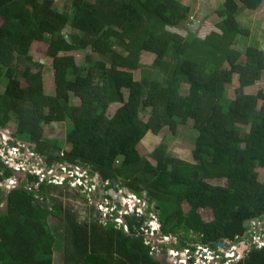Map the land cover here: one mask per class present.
Here are the masks:
<instances>
[{
    "label": "trees",
    "instance_id": "1",
    "mask_svg": "<svg viewBox=\"0 0 264 264\" xmlns=\"http://www.w3.org/2000/svg\"><path fill=\"white\" fill-rule=\"evenodd\" d=\"M263 1L222 0L214 12L220 19L217 32L186 39L167 30L188 15V8L175 0H70V10L61 12L52 8L53 0H0V76L7 80L0 95V129L28 107L38 113V123L11 136L42 156L48 168L65 164L88 170L89 176L109 183L107 190L115 183L116 191L127 190L147 206L172 202L174 209L158 218L157 233L177 239L181 247L197 244L214 250L221 242L245 244L247 226L242 224L264 221V174L258 181L256 172L264 167V94L226 100L222 95L233 79L236 88L249 87L264 72L261 50L246 46L240 53L230 47L237 37L248 35L236 21L239 11H254ZM44 39L53 69L52 95L44 93L40 69H20L21 63L32 61L33 42ZM85 49L101 59L91 64L87 57L85 66L77 65L68 53ZM141 52L153 55L151 66L162 77L131 81L121 101L116 70L138 69ZM182 85L186 90L180 94ZM70 93L77 105L69 103ZM160 99L163 109L141 121L139 108L157 107ZM115 103L120 106L107 116ZM186 121L195 132L191 161L167 158L163 147L154 148L149 160L138 155L147 132L157 135L166 127L174 135ZM53 123L68 124V151L57 140L42 137L41 126ZM13 177L10 169L0 168V181ZM218 180L224 185H210ZM37 184V177L26 175L5 194L0 264H52L57 239L50 216L64 224L63 264H159L149 255L150 245H144L136 222L124 217L127 233L111 218L103 225L79 223L49 196L60 187L43 182L35 189ZM198 210H208L210 221L202 222ZM229 264H264V246L249 244Z\"/></svg>",
    "mask_w": 264,
    "mask_h": 264
},
{
    "label": "rangeland",
    "instance_id": "2",
    "mask_svg": "<svg viewBox=\"0 0 264 264\" xmlns=\"http://www.w3.org/2000/svg\"><path fill=\"white\" fill-rule=\"evenodd\" d=\"M39 1L41 2L42 0ZM175 1H177L182 5H185L188 8V15L180 26L167 28L168 31L176 33L182 37H185L186 39H189L192 36L202 38L210 31L217 32V30L215 29V24L220 19L217 17V15L214 12L221 7L222 0H175ZM263 5H264V1L254 11H248V10L239 11V13L236 16V21L239 23L241 28H244L248 31V35L237 37L230 47L242 53V51L246 46H253L261 50L264 55V13L262 10ZM52 8L58 12L64 10L69 11L70 0H53ZM66 31L68 32L69 29H67ZM46 47H47V39H44L41 42H33L29 51V55L31 56L32 61L31 63L24 61V63H21L20 69L23 68L25 65H29L31 71L33 72L40 69L42 72L44 93L48 95H52L54 93L53 69L51 67V59L47 57L45 54ZM68 54L72 55L75 59L76 64L80 66H85L87 64L86 62L87 57L91 64L95 60L101 59L99 56L92 54L89 51V49L73 51ZM152 60H153V55L151 53L141 52L138 58L140 65L138 69L128 70V69L120 68L116 70L115 83L121 101H123L126 98L127 88L131 81L134 80L138 81L141 79H154L156 81H160L162 76L159 72H157L155 69L152 68L151 66ZM6 83L7 80L5 79V77L0 76V95L4 92ZM21 86L24 87L23 81ZM97 89H98L97 85L93 87V90H97ZM185 90H186V86L182 85L179 89V93L183 94ZM257 91H261L264 94V72L260 75V79L256 81L255 84L249 87L236 88L233 79L232 82L225 88L222 97L225 100L233 99L236 96L243 94H255ZM69 103L72 105H77L79 101L70 93ZM163 104H164V100L160 99L157 107L154 108L140 107L138 112L139 119L141 121H145L151 113H157L160 110H162ZM119 106H120L119 103L109 105L106 113L107 116H111L116 110V108ZM27 108L28 107L24 108V111L21 113V116L19 117L18 120H15L14 118L10 117L11 121L7 126L8 128L5 129L4 131H0L3 133L4 137L8 139L9 137L5 133H9V135L11 136L13 131L16 132L17 135H20V132H22L25 126H31L33 124L38 123L39 120L38 113L36 111L28 110ZM67 125L68 124L66 123H62V124L53 123L50 125H42L41 126L42 137L48 140H57L60 143L62 150L68 151L70 146L65 142ZM237 127L241 131H244L246 129V127L240 125H237ZM194 135L195 132L192 128L191 121H186L184 124L178 125L174 135H171L166 127L161 128L160 131L157 133V135H151L149 132H147L144 135V137L139 141L137 147L138 155L142 159L149 160V155L154 150V148L163 147V153L165 157L167 158L175 157L184 161H191L190 150L192 148V140L194 138ZM3 142L4 141L3 140L1 141L0 139L1 145L3 144ZM7 143L9 142H4L6 147H8ZM2 148L6 152V148L3 145ZM22 156L19 159H23L22 163L24 164L27 163V161L24 160ZM118 164L119 162L116 165ZM77 169L83 171V173H86V176L88 177L86 181H89V186L92 185L93 188H95L94 184L95 182H97L96 176H89L88 170H83L79 167H77ZM256 172H257V180L260 181L264 174V167L257 169ZM14 179L16 181L24 180V175L16 174L14 176ZM0 184H1L0 185V214H1L4 211L5 194L7 190L12 186V184L7 183L6 181ZM97 184L98 183H96V185ZM63 185L60 186L61 188L60 190H51L49 196L55 198L58 202H61L62 207L64 209L69 210L77 222L89 223L91 221H94L98 224L103 225V223L106 222V218L114 219L117 217L121 219L119 214H117L114 211L113 212L110 211V209L109 210L106 209L107 205H109L108 204L109 202L99 200L97 198L96 190H92L90 193H88L87 189L81 187L83 189V192H81L78 189L71 188L69 183L66 186ZM210 185L223 186L224 181L223 180H218V182L212 181L210 182ZM37 188H38V184L37 186H35V189ZM58 192L59 193L61 192V195H59ZM127 196H131V195L128 193ZM39 201L42 202L43 199L40 197ZM129 202H133V201L130 200ZM92 206L95 207L94 210H92ZM100 206L102 209H100ZM147 207L150 211V216L154 218V221L151 219V217L147 218L146 224H148V229L151 227L149 225H153L154 227L157 226V224L155 223V219L157 221L158 218L162 219L166 214H168L174 209V205L172 202H161V204L153 202V203H149ZM181 210L182 212H186L187 207L185 205H181ZM197 214L200 220L204 223L210 221L211 219V215L208 210H198ZM57 215H59V213H57ZM60 215H62V213H60ZM48 224L50 226L52 234L57 239L55 248L53 249L52 264H63L62 234H63L64 224L61 223L59 219H56L54 216L53 217L50 216L48 218ZM263 227H264V223L259 222V224H257L255 222H251L249 224V227L247 228L249 229L257 228V230L255 231L256 232L259 231L260 233H262ZM149 238L150 239L155 238L154 241L161 240V237L158 236L157 232L156 235L154 234L152 237ZM190 239H193V236H191ZM152 241L153 240H151L150 242L153 243ZM251 241H252L251 237L246 235L245 244H243L244 249L242 250V252L246 250V247H248L249 244L250 245L252 244ZM173 243H174L173 239H171V241L165 240L163 246H158L156 249H158V251L161 254H163V248H168L169 250L174 251L177 248H175L176 246ZM239 245L240 244L236 242V244H233L232 246L235 250H237V253L240 251V249L238 250ZM224 248H226V245H223V249L220 248L216 249L215 254L220 256L221 260L224 261L225 263H227L228 261L231 262L232 260H235L234 257L232 259L231 255L225 257L226 255L224 254V258L222 257L223 253H225L226 251L224 250ZM154 252H152V256L154 255ZM177 253H178L177 258L179 260L182 258L179 249H177ZM241 254L238 253V255ZM229 257H231L230 258L231 260L227 259Z\"/></svg>",
    "mask_w": 264,
    "mask_h": 264
},
{
    "label": "built area",
    "instance_id": "3",
    "mask_svg": "<svg viewBox=\"0 0 264 264\" xmlns=\"http://www.w3.org/2000/svg\"><path fill=\"white\" fill-rule=\"evenodd\" d=\"M0 139L1 141L3 140L4 142H9L7 143L8 147L5 146L4 142L2 144L6 148V152L2 148V145L0 144V163L1 165H3V167L5 166L8 169H10L12 172H14V175L23 174L24 180H25L26 175H30V176L34 175L38 177V185L39 183H42L43 180H46V183L48 185L61 186L62 183L65 180H67L71 188H75L83 192V189L81 188L83 187L84 189H87L88 193H90L92 190H96L97 198L99 200L108 201V199L106 200L105 198V196L107 195V192L105 191L108 187L107 182H102L96 177L97 182H95L94 184L95 188H93L92 185L89 186V181H86V179H88V177L86 176V173H83V171L78 170L76 167H71L65 164H62V165L53 164L50 168H47L44 158L40 156L39 154H36L33 150L29 149L28 146L23 145L18 142H14L11 138L7 139L6 137H4L2 133H0ZM10 143H13V146L11 148H9ZM21 156L24 158V160L27 161V163L25 164L22 163L23 159H19ZM60 157H62V154H60ZM6 182L9 184H12V186L8 189V190H12L16 188L18 186V183L22 182V180L16 181L13 177ZM96 183L98 184L96 185ZM119 194L122 195L119 201V205L121 206L122 211L121 212L116 211V206L109 207L110 205L109 201H108L109 205H107L106 209L107 210L110 209V211L116 212L117 214H119L121 218L124 216H128L129 214H133L137 217L143 218L144 220L143 227L139 229L138 232L141 233V235L143 236L144 245L146 246L148 244L150 245L149 255L152 256V252H154L155 250L158 251V249L156 248L160 246L161 244L165 243V240L171 241V239H173L174 240L173 244L176 246L175 248L179 249L182 255V258L178 260L177 249L175 250L173 249L174 251L166 249L165 256L167 257V259L171 260L173 264H176V263L177 264H217L221 260V257L215 254V250L218 248L223 249V245H226V248H224V250H226L225 253H223V255L221 254L223 258L225 254L226 255L225 257H228V255H231L232 259L234 257L235 260H232L231 262H234L239 259V255H238L239 252L237 253V250H235L232 247L233 246L232 243H226V242L217 243L215 245V249L211 250L206 247H201L200 245H197V244H189V245H186V247H181V245H179L178 243V240L175 238H171V237H161L158 235L159 237H161V240H164V241H161V240L154 241L155 238L150 239L149 237H152L154 234L156 235V232L158 231L159 223L155 219V223L157 224V226L154 227L153 225H149L151 227L148 229V224H146V220L148 217H151V216H150V212L147 213L146 203L138 199L135 196H127V195H124L122 192H119ZM130 200L133 202H129ZM100 209H102L101 206H100ZM102 219H105V218H102ZM107 219L109 218H106V221ZM151 219L154 221L153 217H151ZM113 222L116 223L117 225H122V230L125 233H127V228L123 224L122 219L115 218ZM252 222L259 224V222L257 221H252ZM250 223L251 222H249V224ZM261 223H264V221H262ZM249 224L246 226L249 227ZM255 230H257V228L255 229L247 228V233L244 234V237H246L248 233H252L249 236L251 237L252 244L256 245L257 248H260L264 246V236H263L264 228H262V233H260L259 231L256 232ZM151 240H153L152 241L153 243L150 242ZM219 245H221V247H219ZM191 248H193L192 251L189 250ZM156 251L154 252V255L161 254L159 251L158 252ZM231 257L227 259H230ZM229 263L230 261H228L227 263L224 262L223 264H229Z\"/></svg>",
    "mask_w": 264,
    "mask_h": 264
},
{
    "label": "water",
    "instance_id": "4",
    "mask_svg": "<svg viewBox=\"0 0 264 264\" xmlns=\"http://www.w3.org/2000/svg\"><path fill=\"white\" fill-rule=\"evenodd\" d=\"M7 136H9L8 133H5ZM13 145L12 144H9V148H11ZM34 147V146H32ZM0 168H3V165H0ZM97 178H99L98 175H95ZM116 189V185L115 183L113 184V187L111 190H109L107 192V196L109 197L110 199V203L114 206H116V211L118 212H121L122 211V208L121 206L119 205V201L122 197L121 194L117 193V191L115 190ZM101 194V193H100ZM128 194V191L125 190L124 191V195H127ZM128 218L132 221V222H136L137 224V229L139 230L142 226H143V222H142V219L140 217H137L133 214H129L128 215ZM123 222V221H122ZM124 223V222H123ZM246 227V223H243L242 224V228H245ZM219 247H221V245H219ZM239 253L241 254L242 250L244 249V246L242 244L239 245ZM152 259L153 261L159 263V264H172L171 260L167 259L166 256L162 255V254H155L154 256H152Z\"/></svg>",
    "mask_w": 264,
    "mask_h": 264
},
{
    "label": "clouds",
    "instance_id": "5",
    "mask_svg": "<svg viewBox=\"0 0 264 264\" xmlns=\"http://www.w3.org/2000/svg\"><path fill=\"white\" fill-rule=\"evenodd\" d=\"M0 131H4V130H1V129H0ZM0 133H2V132H0ZM2 134H3V133H2ZM8 134H9V133H8ZM8 137L11 138L14 142H16L15 139H13L10 135H9ZM17 142H18V143H21V144H23V145H26V146L29 147V145H27V144H25V143H23V142H21V141H17ZM10 144L13 145V143H10ZM31 148L34 149V147H31ZM0 165H1V164H0ZM60 165H62V164H60ZM47 168H48V167H47ZM76 168H77V167H76ZM14 176H15V175H14ZM33 176H34V175H33ZM35 177H36V176H35ZM37 178H38V177H37ZM10 179H11V178H10ZM98 179H99V178H98ZM8 180H9V179H7V180H5V181H8ZM99 180H100V179H99ZM2 182H4V181H2ZM2 182H0V183H2ZM43 182L46 183V180H43ZM43 182H42V183H43ZM64 182H66V184L68 183L67 180H65ZM64 182H63V184H64ZM42 183H39V184H42ZM107 183H108V182H107ZM46 184H47V183H46ZM63 184H62V185H63ZM47 185H48V184H47ZM67 185H68V184H67ZM50 186H54V185H50ZM56 187H60V186H56ZM108 187H109V183H108ZM108 187H107V188H108ZM112 187H113V186H112ZM111 189H112V188H111ZM111 189H108V190L106 189L105 191L108 192V191L111 190ZM116 189H117V186H116ZM116 189H115V190H116ZM8 191H10V190H7V192H8ZM124 191H125V190H119V191H117V193L122 192V193L124 194ZM129 194H130V193H129ZM130 195H131V194H130ZM131 196H133V195H131ZM106 197H107V195L105 196V198H106ZM106 200H107V198H106ZM108 201H110V199H108ZM125 217H128V216H125ZM116 218H117V217H116ZM140 218H141V217H140ZM114 219H115V218H114ZM114 219H113V220H114ZM121 219H122V218H121ZM141 219H143V218H141ZM113 220H112V222H113ZM122 221L124 222V219H122ZM143 222H144V220H143ZM113 223H114V222H113ZM115 224H116V223H115ZM123 224H124V223H123ZM124 225H125V224H124ZM142 227H143V226H142ZM142 227H141V228H142ZM141 228H140V229H141Z\"/></svg>",
    "mask_w": 264,
    "mask_h": 264
},
{
    "label": "flooded vegetation",
    "instance_id": "6",
    "mask_svg": "<svg viewBox=\"0 0 264 264\" xmlns=\"http://www.w3.org/2000/svg\"><path fill=\"white\" fill-rule=\"evenodd\" d=\"M15 141L17 142V140H15ZM109 202H110V201H109ZM109 207H114V205H112V204L110 203ZM124 217H125V216H124ZM124 217H122V219H124ZM124 222H125V220H124ZM142 222H143V219H142ZM163 244H164V243H163ZM163 244H161L160 246H163ZM166 249H168V248H163V254H162V255H164V256L166 255V254H165V250H166Z\"/></svg>",
    "mask_w": 264,
    "mask_h": 264
}]
</instances>
